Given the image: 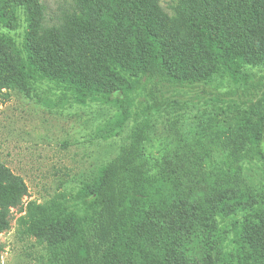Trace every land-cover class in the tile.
<instances>
[{
    "label": "trees",
    "instance_id": "trees-1",
    "mask_svg": "<svg viewBox=\"0 0 264 264\" xmlns=\"http://www.w3.org/2000/svg\"><path fill=\"white\" fill-rule=\"evenodd\" d=\"M70 1L47 25L41 0H0V100L46 81L76 103L141 89L145 110L75 207L65 193L25 204L27 183L0 162V235L18 208L22 234L57 264H264V186L249 193L207 168L217 148L264 164V111L252 127L206 123L189 153L155 165L144 154L149 119L171 97L264 69V0H176L171 14L160 0Z\"/></svg>",
    "mask_w": 264,
    "mask_h": 264
},
{
    "label": "rangeland",
    "instance_id": "rangeland-1",
    "mask_svg": "<svg viewBox=\"0 0 264 264\" xmlns=\"http://www.w3.org/2000/svg\"><path fill=\"white\" fill-rule=\"evenodd\" d=\"M41 1L47 25L57 23L72 6L70 0ZM175 1L160 0V4L171 14ZM263 75L260 66L218 75L206 94L185 91L183 96L171 97L149 119L145 158L155 165L165 155L197 150L195 142L206 123L225 129L257 125L264 111V87L256 82ZM145 95L138 89L76 103L64 97L61 87L46 81L37 82L28 93L11 89L0 100V162L27 183L24 203L44 204L65 193L69 204L77 206L83 184L131 142L135 113L143 114L139 102ZM207 168L228 172L225 180L249 193H259L264 186V164L257 160L234 163L228 150L213 149ZM20 215L13 208L11 227L0 235V264H57L44 245L22 234Z\"/></svg>",
    "mask_w": 264,
    "mask_h": 264
}]
</instances>
